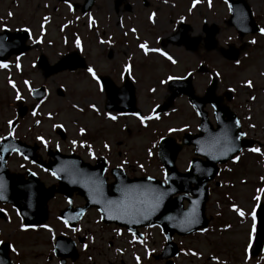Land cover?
<instances>
[{"label":"rangeland","instance_id":"1","mask_svg":"<svg viewBox=\"0 0 264 264\" xmlns=\"http://www.w3.org/2000/svg\"><path fill=\"white\" fill-rule=\"evenodd\" d=\"M146 1L148 7L142 0H120L116 11L115 0H95L92 9L81 14L79 9L69 11L57 0H0V31L25 28L32 45L24 57L0 66V122L14 116L16 99L24 100L28 107L36 104L29 90L43 84L47 95L38 103L37 111L21 121L18 137L35 141L41 136L64 151L83 149L87 139L91 142L87 148L95 155H109L128 173L161 177L163 170L156 157L158 138L169 133L178 138L183 132H194L198 119L185 97L174 100L173 109L165 114L153 117L152 110L166 99L167 75L180 76L189 69L197 94L203 93L211 79L216 80L218 93L228 85L234 86L236 103L250 106L249 110L242 109L253 126L249 135L264 143V32L238 39L235 29L225 22L228 13L221 0ZM247 1L264 25V0ZM126 5L129 11L124 9ZM180 21L190 26L187 34L191 36L202 33L204 23H215L218 47L230 42L239 47V58L235 62L225 60L218 48L207 51L202 44L193 51L170 46L162 60L153 52L142 53L140 45H162L161 38L176 31ZM130 28L136 33L129 32ZM74 48L84 56L86 69L44 78L35 66L40 52L53 63ZM127 67L142 115H115L116 119L110 121V114L103 110L104 94L88 69L107 74L119 84ZM60 89L61 95L57 93ZM39 117L42 123H35ZM57 128L64 130V140L56 134ZM191 156V149L184 148L177 157L178 169L183 170ZM240 165L236 173L228 171L219 176L220 186L216 180L211 183L205 211L210 220L207 226L194 234L174 237L179 251L173 264H264V246L258 255L247 254L254 229L252 214L258 202H264V150L244 158ZM3 208L7 218L0 219V241L10 242V255L19 264H57L52 240L59 232L74 239L84 236L78 243V258L67 264H164L158 257L164 237L157 228L143 229V239L135 240L124 230L103 224L97 212L90 210L84 221L71 229L55 220V210L46 224L27 229L10 206Z\"/></svg>","mask_w":264,"mask_h":264},{"label":"water","instance_id":"2","mask_svg":"<svg viewBox=\"0 0 264 264\" xmlns=\"http://www.w3.org/2000/svg\"><path fill=\"white\" fill-rule=\"evenodd\" d=\"M92 0H86L83 5V11L88 9ZM231 11L230 23L238 25L239 23L247 24L250 27L252 22L249 18V9L243 0H228ZM249 19V24L247 23ZM251 28V27H250ZM212 31V30H211ZM213 32H206L205 43L207 48L213 47ZM182 36V33H180ZM26 33L22 31L9 32L4 30L0 33V52L4 56L0 59L8 57L12 53H21L27 49L24 45ZM175 40V36L173 37ZM228 58H235L237 51L231 49L224 51ZM76 59V53L68 54L62 61L53 66H47L45 58L42 56L39 61V66L46 69L45 76L55 73L64 68L74 69L80 64ZM189 85V80H185ZM176 87L180 93H187L190 100L195 105L201 122L198 127L199 134L190 136L185 135L182 143H193L195 145V153L206 156V161L201 162L198 159H192L190 168L185 173H180L175 167V156L181 145L175 144L172 138L162 139L158 145V156L164 167V179L166 184L159 182L150 177L128 178L123 171H113L112 174L115 180L107 184L103 177L104 163L98 162L94 167H88L85 163L72 159L70 161H60L58 165L61 167L59 177V187L55 190L53 186L44 188L38 184L35 177L32 180L26 181L21 175L8 174L4 168L6 154L3 152L5 148L17 149L24 152L23 147L17 141L4 138L0 146V175L6 177L9 181V193L4 197L14 205L19 214L22 216L24 224L35 223L40 215V219L46 216L45 202L53 196L55 191L70 195L73 190L78 191L86 201L85 207L96 206L101 213V219L106 222H114L120 226H125L132 233L138 234L137 228L157 225L160 227L166 242L161 258L166 259V264H173L168 258L177 254V246L172 240L173 234L185 235L193 231L205 227L207 220L204 216V202L206 199L205 182L213 177L217 171L216 163L224 161L231 154L240 149L243 144L250 146L244 142H238L235 135L230 134L232 140L229 144L228 121L231 120V114L227 108L221 107L219 112L221 116H227V120L222 122L217 120V128L212 130L209 128V123L205 117V112L200 111L201 105L210 101L213 102L214 94L209 89L204 97H196L193 94V89L189 85ZM114 92L107 90L109 101L114 105H127L129 111L133 110L135 103L133 89L129 83L121 88H114L109 85ZM174 90V89H173ZM174 90L171 97H174L178 92ZM40 97L44 90L43 88L36 91ZM121 98L120 102L119 99ZM163 105V108L167 107ZM23 113L22 110H20ZM226 146V148H225ZM222 149H219V148ZM225 148V149H224ZM219 149V150H218ZM31 158L35 159L33 148ZM222 160H220V158ZM208 169V171H206ZM56 173H59L57 167L53 168ZM4 173V174H3ZM191 184H194L191 186ZM30 185V186H29ZM28 193V195H27ZM192 196L188 197L186 194ZM36 195L34 202L29 196ZM174 195V196H173ZM188 200V205L183 208L182 199ZM78 211H76L77 213ZM82 210L80 211V213ZM71 209L63 210L60 215L66 220H70L72 216ZM0 217L4 218V214L0 211ZM258 224L255 234V240L251 249V254H256L264 240V204L258 209ZM195 221V222H193ZM73 223V221L71 222ZM139 235V234H138ZM141 236V235H140ZM9 244L7 242L0 243V264H11L8 257ZM54 254L59 257V264H65L66 257L72 260L77 257L75 243L71 238L66 236H57L53 245Z\"/></svg>","mask_w":264,"mask_h":264},{"label":"flooded vegetation","instance_id":"3","mask_svg":"<svg viewBox=\"0 0 264 264\" xmlns=\"http://www.w3.org/2000/svg\"><path fill=\"white\" fill-rule=\"evenodd\" d=\"M142 2H143V5L145 7H148L149 6V2L148 1L142 0ZM156 13H157V11H156ZM149 14H150V12H147V15H149ZM146 18L148 19L147 16H146ZM255 20L259 24V20H258L257 17L255 18ZM262 27H264V26H262ZM246 36H252V35H246ZM246 36H244V37H246ZM158 47H160V46H158ZM231 107H232V105H231ZM235 107L237 108V105H235ZM14 112H15V109H14ZM29 112H30V110H28V113L27 114H29ZM7 113H8V110H7ZM0 117H1V115H0ZM21 121L22 120H19L18 119L14 123V127L12 129H10L9 128V125H7V120H5L3 122H0V139L3 136L7 135V134H11L10 131H12V133H13L12 136L19 138L21 141H23V142H25V143H27L29 145H32V144H36L37 145L36 152H37L38 160L42 161L43 163L46 162V161H48L49 160V157L47 156V154L45 152H43V150H44L43 144L38 139H36L35 141L34 140H31L30 141V139L28 137H18L17 130L20 129ZM37 123H42V122L39 120ZM241 128H242V130L244 132V137L250 138V139H256L253 136H250L249 135V130H250V128L252 129V127L249 124L248 117H245L241 121ZM86 140L87 139H85V141ZM257 140L259 141V149H260L263 143H262V141L260 139H257ZM89 143H91V142H88L87 143V146L84 147L81 150L78 149L77 151L76 150H72V151L77 152V154H79L80 157L84 161H87V162L93 164L94 161H95L96 156H95V152H93L91 149H88L87 148ZM85 149H87V150H85ZM252 149L253 148L243 149L235 157V162H236L235 165H236L237 168H240L241 167L240 164L242 163V161H243L244 158H246V157L247 158H250L251 157ZM72 151H62V153H69V152H72ZM86 151L89 152L88 155H87ZM15 159L18 161L17 164L15 162ZM247 163H248V161H247ZM6 167H7V169L9 171H11L13 173L23 174V178L24 179L28 177V171H32V172H34L39 177V179L43 182L44 186H49L51 184H55L56 183V179L51 175L50 172H48L47 169H44V168L40 167L38 164L31 163L30 161L24 159L22 157V155L18 154L17 152H11V153H9V155L7 157V161H6ZM131 175H133V174H131ZM107 176H108V181H110L112 179L111 176L108 175V174H107ZM70 200H71V205L70 204H67V198L63 194H60V193L55 194L51 199H49L47 201V205L45 207V211L47 212V215L43 219V220H45L44 223H43V220L40 219V215H39V217L37 219H35V223L33 224L34 227H32V228L33 229H38V227H41L42 225L46 224L50 220V214H53L55 210L57 211V213H55V220H57L58 222H60L62 224L63 221L60 219L61 218L60 213L63 210L67 209L69 206H71V208L73 210H76L81 205H83V199L77 193H75V192H73L71 194ZM54 201H56V204H52ZM0 204L1 205H4L5 207L7 206L6 203H1L0 202ZM53 205H55V207ZM58 217H60V218H58ZM84 217H85V214H84ZM84 217H83V219H84ZM82 220H80V222ZM80 222H78L77 224H79ZM57 234H55V236ZM82 238H84V236L76 235V239H79L78 242H80L82 240ZM13 262H14V264H19V262L16 261V259H14V257H13Z\"/></svg>","mask_w":264,"mask_h":264},{"label":"snow or ice","instance_id":"4","mask_svg":"<svg viewBox=\"0 0 264 264\" xmlns=\"http://www.w3.org/2000/svg\"><path fill=\"white\" fill-rule=\"evenodd\" d=\"M261 32H264V29H261ZM140 47H141V48H145V45H143V44H142V45H140ZM168 59H170V60H171V59H172V57H170V56H169V57H168ZM0 66L6 67V65H0ZM88 71H89L90 73H92V72H93V69L89 68V69H88ZM169 79H172V77H169ZM249 86H251V82H249ZM111 118H112V119H116V117H114V116H113V117H111ZM81 131L83 132L84 130H83V129H81ZM243 135H244V134H243V133H241V136H243ZM239 138H240V137H237V139H239ZM105 147H107V145H105ZM252 151L259 152V151H260V149H252ZM240 214H241V215H243V212H241ZM193 222H195V221H193Z\"/></svg>","mask_w":264,"mask_h":264}]
</instances>
